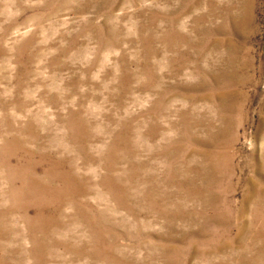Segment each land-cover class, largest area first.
<instances>
[{"label":"rangeland","instance_id":"1","mask_svg":"<svg viewBox=\"0 0 264 264\" xmlns=\"http://www.w3.org/2000/svg\"><path fill=\"white\" fill-rule=\"evenodd\" d=\"M0 264H264V0H0Z\"/></svg>","mask_w":264,"mask_h":264}]
</instances>
